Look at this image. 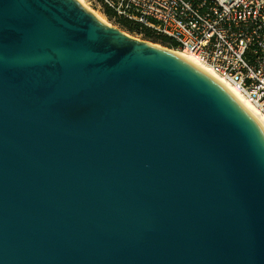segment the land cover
<instances>
[{
	"label": "water",
	"instance_id": "1",
	"mask_svg": "<svg viewBox=\"0 0 264 264\" xmlns=\"http://www.w3.org/2000/svg\"><path fill=\"white\" fill-rule=\"evenodd\" d=\"M0 264H264V128L79 0H0Z\"/></svg>",
	"mask_w": 264,
	"mask_h": 264
},
{
	"label": "built area",
	"instance_id": "2",
	"mask_svg": "<svg viewBox=\"0 0 264 264\" xmlns=\"http://www.w3.org/2000/svg\"><path fill=\"white\" fill-rule=\"evenodd\" d=\"M97 1L179 44L264 114V0Z\"/></svg>",
	"mask_w": 264,
	"mask_h": 264
},
{
	"label": "bare ground",
	"instance_id": "3",
	"mask_svg": "<svg viewBox=\"0 0 264 264\" xmlns=\"http://www.w3.org/2000/svg\"><path fill=\"white\" fill-rule=\"evenodd\" d=\"M79 1H81L84 5L88 7V5L85 3L84 0H79ZM92 13H94L95 15H98L108 25V22L106 21V19L101 13H98L95 11H92ZM157 47L168 50L176 54L177 56L179 55L183 59H186L187 61L192 63L194 66L196 65L197 67L202 69L208 75L215 78L218 82L221 83V85L226 90H229L233 94V96L241 104V106L245 107L249 111V113L256 119V121L259 122L264 128V114L256 106H254L246 97H243L242 94L234 86H232L228 81L226 82L225 80H223L220 76L215 74L212 70L208 69L205 65H203L202 63L194 59V57L186 51H182V50L173 51V50H169L164 47H161V46H157Z\"/></svg>",
	"mask_w": 264,
	"mask_h": 264
},
{
	"label": "rangeland",
	"instance_id": "4",
	"mask_svg": "<svg viewBox=\"0 0 264 264\" xmlns=\"http://www.w3.org/2000/svg\"><path fill=\"white\" fill-rule=\"evenodd\" d=\"M85 3L88 5V7L86 6L87 9H89L91 12L92 11H95V12H98V13H101L104 18L106 19V21L108 22V25L111 26L112 28L115 27L117 29H120L122 30L123 32H125L128 36H131L132 38L136 39V40H139V41H142V42H149L151 44H155L157 46H161V47H165L167 49H170V50H173L175 51L174 49H172L170 47V45L168 44H163L160 40H158V38L161 39V37L157 36L156 34H154V37L153 38H148L147 36H145L144 34H140L138 32H133L131 30H127L125 28H123L119 21H118V16L117 18H113V19H110L108 17V15L105 13V9H108L106 8L102 3H100L99 1H95V0H84Z\"/></svg>",
	"mask_w": 264,
	"mask_h": 264
},
{
	"label": "trees",
	"instance_id": "5",
	"mask_svg": "<svg viewBox=\"0 0 264 264\" xmlns=\"http://www.w3.org/2000/svg\"><path fill=\"white\" fill-rule=\"evenodd\" d=\"M105 13L108 15V17L110 19H113V18H117V15L116 13H114V11H111L110 9H105ZM118 21L120 23V25L127 29V30H131L133 32H138L140 34H144L145 36H147L148 38H153L154 37V33L152 30L150 29H147V28H142L140 27L139 25L137 24H134L133 22H131L130 20L127 21L123 18H119L118 17ZM158 40H160L163 44H168L170 45V47L174 50H178L179 48V44L173 42L172 40H170L169 38L167 37H162L161 39L158 38Z\"/></svg>",
	"mask_w": 264,
	"mask_h": 264
}]
</instances>
